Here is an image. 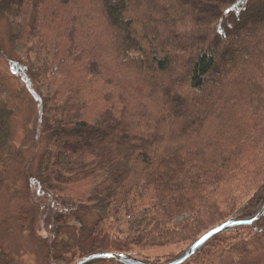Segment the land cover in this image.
Wrapping results in <instances>:
<instances>
[{"label": "trees", "instance_id": "1", "mask_svg": "<svg viewBox=\"0 0 264 264\" xmlns=\"http://www.w3.org/2000/svg\"><path fill=\"white\" fill-rule=\"evenodd\" d=\"M11 16L0 56L35 97L42 137L24 174L26 229L47 232L49 263L121 252L162 264L137 253L188 247L261 209L264 0H0ZM1 113L0 159L7 147L18 161ZM262 249L264 213L182 264Z\"/></svg>", "mask_w": 264, "mask_h": 264}, {"label": "rangeland", "instance_id": "2", "mask_svg": "<svg viewBox=\"0 0 264 264\" xmlns=\"http://www.w3.org/2000/svg\"><path fill=\"white\" fill-rule=\"evenodd\" d=\"M12 17L0 19V44L7 52L9 25L14 22L10 21ZM1 111L5 115L11 136L9 146H12V149L14 147L20 157L18 161L9 158L6 153L9 150L6 147L4 157L0 159V264H52L45 257L44 237L47 232L39 230L36 234H31L26 229L29 222L27 213L29 203L24 194V174L25 169L34 168L36 158L33 153L41 147L40 111L23 77L13 71L7 59L2 56H0V113ZM82 216L86 226H90L95 219V213L84 212ZM73 229L76 230L69 225L64 233L65 238L71 242H74L76 236ZM74 244L75 242L72 245ZM186 247L182 245L176 248L147 249L137 253V256L148 258L150 261L159 258V263H163L165 261L163 255L177 254ZM71 255L70 252L68 260ZM77 255H80L79 252ZM77 259L78 257H74L70 264ZM240 264H264V249L252 253Z\"/></svg>", "mask_w": 264, "mask_h": 264}, {"label": "water", "instance_id": "3", "mask_svg": "<svg viewBox=\"0 0 264 264\" xmlns=\"http://www.w3.org/2000/svg\"><path fill=\"white\" fill-rule=\"evenodd\" d=\"M264 213V204L261 209L250 218H234L231 217L226 221L220 223L219 225L209 229L205 233H203L197 240H195L192 244H190L183 252H181L175 259L162 264H182L188 258H190L193 254H195L210 238L215 236L222 231L228 230L230 228L249 225L253 226L254 222L260 218V216ZM109 259L121 262L123 264H155L151 262L140 261L126 253L121 252H100L93 253L87 256H84L73 264H90L92 262Z\"/></svg>", "mask_w": 264, "mask_h": 264}]
</instances>
